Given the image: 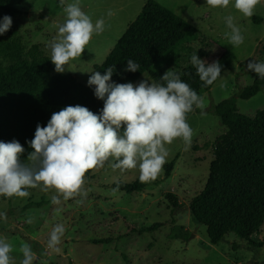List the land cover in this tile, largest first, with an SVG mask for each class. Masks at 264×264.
Segmentation results:
<instances>
[{"label":"rangeland","instance_id":"rangeland-1","mask_svg":"<svg viewBox=\"0 0 264 264\" xmlns=\"http://www.w3.org/2000/svg\"><path fill=\"white\" fill-rule=\"evenodd\" d=\"M190 21L195 32L181 42L169 58L160 64L165 72L178 73L192 65L191 54L209 63L219 61L220 77L210 91L198 95L204 99L203 109L195 108L187 114V122L194 130L190 145L177 138L168 145L169 155L162 172L154 181L145 182L142 191L128 193L117 183H133L139 179V168L121 172L107 162L104 167L85 175L82 192L61 203H51L55 189L44 192L40 187L28 188L25 198L6 200L0 196V239L12 245V264L23 259L20 246H31L33 264H264V225L246 239L229 231L217 244L210 241L207 227L197 221L190 203L206 186L215 159V146L231 147L235 136L222 122L213 108L224 99L236 96L252 85L258 76L248 70V62H264V0L250 18L244 17L230 0L227 8H211L206 0H158ZM75 0H65V5ZM147 0H79L82 10L93 23L104 20V30L93 34L81 57L69 61L65 73L73 74L85 84L101 64L129 24L138 16ZM21 11L11 16L23 42L31 47L41 44L51 55L49 43L58 37L57 25L66 14L59 0H14ZM113 15L109 16V11ZM244 35V43L234 47L225 33L230 32L227 16ZM55 67V66H54ZM147 79L145 73L133 84ZM240 112L254 116L264 108V87L256 96L239 99ZM176 159L170 176L165 165ZM118 191L113 192V189ZM39 203H43L40 206ZM61 224L66 231L53 253L47 248L52 229ZM244 227L243 223L238 225Z\"/></svg>","mask_w":264,"mask_h":264},{"label":"clouds","instance_id":"clouds-1","mask_svg":"<svg viewBox=\"0 0 264 264\" xmlns=\"http://www.w3.org/2000/svg\"><path fill=\"white\" fill-rule=\"evenodd\" d=\"M66 14L65 21L57 25L58 37L49 47L55 72L64 73L71 60L81 57L93 34L104 30V20L93 23L79 3L65 5L59 0ZM230 0H206L211 8H227ZM260 0H235L234 7L244 17L254 15ZM109 16L113 15L110 10ZM9 15L0 17V35L12 26ZM230 32L225 35L229 43L238 47L244 43L241 29L226 17ZM191 64L205 86L213 84L221 75L219 61L202 60L196 52L191 54ZM248 70L264 79V62H248ZM140 65L127 60L126 72H136ZM115 65L109 66L102 75L92 72L87 84L94 88V95L103 101L99 114L85 106L69 105L53 112L46 126L36 125L34 138L28 141L32 151L27 163L21 161L25 149L18 140L0 141V196L25 198L28 188L40 187L48 192L55 189L51 203H61L81 193L88 171L102 168L111 161L113 170L121 172L139 168L141 182L154 181L162 172L169 155L168 145L177 138L190 145L194 130L187 122V114L195 108L203 109L204 99L184 82L174 71H166L161 78L165 83L141 80L115 83L112 76ZM118 188L113 189V192ZM0 217L6 218L0 213ZM66 229L56 225L47 242L53 253L61 251L59 245ZM12 245L0 239V264H12ZM19 251L23 255L20 264H33L35 254L24 243Z\"/></svg>","mask_w":264,"mask_h":264},{"label":"trees","instance_id":"trees-1","mask_svg":"<svg viewBox=\"0 0 264 264\" xmlns=\"http://www.w3.org/2000/svg\"><path fill=\"white\" fill-rule=\"evenodd\" d=\"M14 0H0V17L20 14ZM254 22H264L255 16ZM194 25L158 0H147L138 16L129 24L123 35L101 64L94 66L102 75L115 65L112 81L134 83L145 73L155 82L165 83V73L159 66L174 52ZM41 44L28 47L18 28L12 23L9 31L0 35V141L18 140L25 152L21 161L27 163L32 151L28 141L34 138L36 125L46 126L53 112L63 107L81 105L99 114L103 101L89 87L70 73H57L54 64ZM140 65L136 72H126L127 60ZM181 79L197 94L210 91L193 65L187 66ZM264 87V79L257 76L252 85L243 88L236 96L214 105V112L235 136L228 149L215 146V159L211 164L210 178L205 188L193 198L190 209L194 218L205 224L209 239L217 244L229 231L250 238L264 225V108L250 116L240 112L239 99L248 100ZM176 159L165 165L170 176ZM92 170L86 173L91 176ZM118 188L132 193L142 191L145 182H119ZM6 200H11L3 196ZM43 206V203H39ZM244 224L240 228L238 225Z\"/></svg>","mask_w":264,"mask_h":264}]
</instances>
